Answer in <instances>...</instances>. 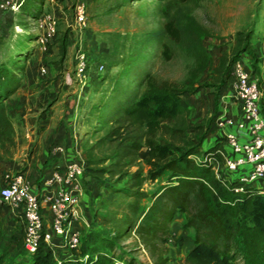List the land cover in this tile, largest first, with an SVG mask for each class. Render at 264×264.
Instances as JSON below:
<instances>
[{
	"label": "rangeland",
	"instance_id": "rangeland-1",
	"mask_svg": "<svg viewBox=\"0 0 264 264\" xmlns=\"http://www.w3.org/2000/svg\"><path fill=\"white\" fill-rule=\"evenodd\" d=\"M78 1L23 0L17 10L3 8L0 4V68L7 66L14 73L13 78L21 81L19 88L4 100L14 126L15 142L0 144V187L5 183L6 173L23 172L28 180L37 182L50 172L57 160H63L51 151L53 145L61 142L55 138L63 130L73 137L72 157L78 152L86 159L91 154L107 155V144L91 150L105 129V112L101 105L114 87H137L136 76L142 71L176 79L191 92L198 87L219 85L226 78L233 80L230 73L238 59L243 60L255 76H259L264 66V0H187L182 3L186 13L184 22L192 27V37L200 38L201 46L196 53L184 49L170 60L164 59L157 44L147 41V34L162 25L164 10L169 6L174 10L179 0H80L87 5L85 26L76 19ZM45 15L57 21V30L47 35L48 40L42 44L39 38L44 32L38 26V19ZM80 51H85L89 59L82 70L78 68ZM100 64L103 68H99ZM31 88V92L35 91L33 101L38 117L25 121L26 115L17 111L18 101L14 97L18 91L24 93ZM70 108L73 110L68 112ZM191 110L187 118L192 125L188 136L194 142L202 138L204 149L206 139L205 134H201L202 124L213 120L194 121L191 119L194 108ZM45 137L51 140L48 147L42 142ZM145 155L141 150L140 163L144 166ZM169 175L167 172L155 182L148 181L145 187L152 192L160 183L168 181ZM93 181L90 219L89 224H83V235L94 227L113 235V228L99 222L96 216L99 197L108 191L106 185L111 179L105 176ZM150 200L146 199L145 203ZM184 213L179 212L170 223L166 241L159 239L155 247L143 242L149 257L140 250L137 234L119 239L117 250L139 262L153 264L163 253L170 258L168 264H183L193 247L194 236L193 228L183 226ZM16 215L11 205L0 201V253L23 259L29 254L19 244L23 222H18ZM238 264H242V259Z\"/></svg>",
	"mask_w": 264,
	"mask_h": 264
},
{
	"label": "trees",
	"instance_id": "trees-1",
	"mask_svg": "<svg viewBox=\"0 0 264 264\" xmlns=\"http://www.w3.org/2000/svg\"><path fill=\"white\" fill-rule=\"evenodd\" d=\"M179 1L174 10L172 6L164 10L165 21L147 34V41L157 44L166 60L184 49L196 53L201 46L200 38L192 37V27L184 22L182 3L187 0ZM13 74L7 66L0 68L2 145L15 142L4 105L21 85ZM136 81L137 87H114L101 103L105 129L91 150L107 144L109 153L87 159L93 180L111 179L108 191L99 197L96 216L113 228V235L94 227L83 235L73 255H62L60 261L41 243L23 259L0 253V264H149L118 251L117 241L137 234L140 241L155 247L159 239L166 241L179 212L186 213L183 226L194 229V245L185 264H238L239 259L242 264H264V193L252 184L235 190V181L222 175L226 137L218 136L204 149L202 138L192 141L188 136L192 125L187 121L192 108L181 100L187 90L180 81L149 70L138 73ZM144 146L149 148L147 168L140 163ZM213 159L220 162L218 169ZM167 172L169 180L148 191L146 182H155ZM19 244L23 246L22 236ZM86 253L88 258L82 259ZM169 261L162 253L153 264Z\"/></svg>",
	"mask_w": 264,
	"mask_h": 264
},
{
	"label": "built area",
	"instance_id": "built-area-1",
	"mask_svg": "<svg viewBox=\"0 0 264 264\" xmlns=\"http://www.w3.org/2000/svg\"><path fill=\"white\" fill-rule=\"evenodd\" d=\"M22 3L23 0H2L0 4L3 8L17 10ZM75 15L80 25L87 24L88 12L84 1L76 3ZM38 26L44 32L39 41L45 44L47 35L56 32L57 21L45 15L38 19ZM88 63L85 51H80L78 68L85 69ZM99 68H103V64ZM231 72L234 76L232 97L240 103L241 115L222 117L216 123L224 129L226 137L221 150L224 158L222 175L235 181V190H241L246 185L264 180L263 90L258 78L243 60H236ZM51 151L54 155L67 152L66 146L61 143L53 145ZM212 162L218 169L220 162L217 159ZM5 176V183L0 187V201L11 205L22 220L21 236L27 253H33L41 243H45L57 261L62 256L60 249L73 255L82 242V225L89 224L82 208V198L92 178L86 157L78 152L75 157L57 162L37 182L28 180L23 172L6 173ZM257 187L264 193L263 185ZM139 247L149 257L146 245L140 240ZM88 256L86 253L81 258L87 259Z\"/></svg>",
	"mask_w": 264,
	"mask_h": 264
},
{
	"label": "crops",
	"instance_id": "crops-1",
	"mask_svg": "<svg viewBox=\"0 0 264 264\" xmlns=\"http://www.w3.org/2000/svg\"><path fill=\"white\" fill-rule=\"evenodd\" d=\"M258 79H260V84L263 90V99H264V66H262V71H260L259 76L256 75ZM31 89H28L27 92H20L18 91L15 95V100L18 101V106L17 108L18 112L21 114H25L27 120L25 121H33L37 120L38 114H36L35 110L36 105L34 104V99H35V91H32ZM38 96V95H37ZM38 98V97H36ZM262 99V100H263ZM181 100L184 104L191 106L194 108V114L191 117L192 120H196L198 122H204L206 119L211 118L213 122L207 123V124H202L203 129L201 131V134H205V144L204 148L208 147L211 145L214 140L220 136L224 135L225 131L224 129H221L217 126V119L222 118V117H227V116H235L239 117L241 115V107L240 103L235 100L232 97V81L230 82H223L220 83L219 85H214L210 87H198L194 91H186L181 95ZM31 104L30 107H28ZM28 107V108H26ZM262 107L264 111V101L262 102ZM73 109L70 108L68 112H71ZM37 116V117H36ZM71 124V123H70ZM198 130H200V127H198ZM64 132L62 134L58 133V137L55 139L61 140V144L65 145L67 143V152L66 153H60L58 156H61L63 160L60 159V162H64L66 159L64 155H66L69 158H72V154L74 153L72 151L71 143L73 142V137L71 138L70 136L66 135V131L63 130ZM242 137H244L243 134H241ZM41 141V140H40ZM50 139L48 137H45L42 142L45 143V146L48 147V144L50 143ZM142 150L145 151L146 157L149 155V148L147 146H144ZM145 157V158H146ZM59 162V160H57ZM232 176L234 173H230ZM94 184L93 180H89L88 185H87V190L85 191L83 198H82V208L85 213L86 219L89 221L90 219V205H89V198H90V190H92V185ZM255 186L263 185L264 186V180H260L257 183L254 184ZM89 190V191H88ZM95 192V189H94ZM46 211L49 212V208L46 207ZM184 213V212H183ZM185 214V213H184ZM17 216V215H16ZM185 216V215H184ZM18 222L22 221L20 218L17 220ZM85 225V224H84ZM82 225V228L84 227ZM84 231V228H83ZM194 245V241L191 245V247ZM62 255L69 253L67 250H61L59 251Z\"/></svg>",
	"mask_w": 264,
	"mask_h": 264
}]
</instances>
